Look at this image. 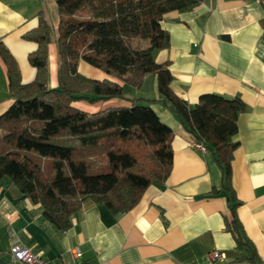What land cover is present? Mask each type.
Instances as JSON below:
<instances>
[{"label":"crops","instance_id":"0c3cea01","mask_svg":"<svg viewBox=\"0 0 264 264\" xmlns=\"http://www.w3.org/2000/svg\"><path fill=\"white\" fill-rule=\"evenodd\" d=\"M42 18L51 33L47 85L56 88L61 59L55 0H0V42L17 61L22 83L33 82L37 69L29 55L38 43L24 36ZM161 26L169 32L170 45L156 51L155 58L170 63L171 88L178 96L194 104L207 93L238 95L246 104L237 121L234 139L239 145L231 162V182L241 201L237 216L264 264V0H204L193 9L168 13ZM78 71L90 79L124 85L126 93L124 99L76 100V107L93 113L141 98L139 104L150 105L174 130L171 172L163 185H150L123 214L115 215L105 205L85 199L65 231L43 218L40 204L20 198L10 179L3 180L0 264H14L9 225L51 264L71 261L75 245L90 264H252L241 259L245 252L236 249L234 235L225 229L230 208L219 165L211 153L194 148L192 134L159 94L156 76L145 75L141 87L135 88L83 60ZM13 102L7 65L0 55V114ZM213 251L225 258L209 260Z\"/></svg>","mask_w":264,"mask_h":264},{"label":"trees","instance_id":"16d2710c","mask_svg":"<svg viewBox=\"0 0 264 264\" xmlns=\"http://www.w3.org/2000/svg\"><path fill=\"white\" fill-rule=\"evenodd\" d=\"M55 1L61 59L56 88L47 85L51 33L44 18L24 36L38 43L29 55L37 69L33 82L22 83L17 61L0 42L14 97L0 114V183L10 179L20 198L40 204L43 218L61 231L72 226L85 199L115 215L131 210L150 185L167 180L174 130L150 105L139 104L141 98L93 113L76 107V100L124 99L126 93L117 82L85 77L78 65L83 60L135 88L145 75L154 74L163 101L222 171L221 188L230 208L225 229L234 235L236 249L245 252L241 259L263 264L237 216L241 201L231 182V162L239 145L234 139L237 121L246 104L238 95L218 93L203 94L190 104L171 88L170 63L155 58L156 51L170 45L169 32L161 26L166 15L193 9L204 0Z\"/></svg>","mask_w":264,"mask_h":264},{"label":"built area","instance_id":"2783aa9c","mask_svg":"<svg viewBox=\"0 0 264 264\" xmlns=\"http://www.w3.org/2000/svg\"><path fill=\"white\" fill-rule=\"evenodd\" d=\"M194 148L207 152L205 145L200 142L193 141ZM7 234L9 237L10 251L12 254L14 264H51L41 255L35 253L30 247L24 244L19 236L18 231L12 225L7 227ZM71 261L63 264H90L82 260L83 251L80 246L75 245L70 250ZM209 260L224 259L225 255L218 251H213L208 254Z\"/></svg>","mask_w":264,"mask_h":264}]
</instances>
